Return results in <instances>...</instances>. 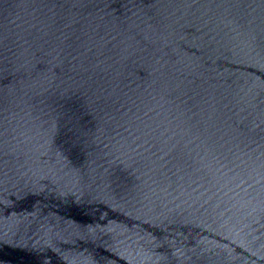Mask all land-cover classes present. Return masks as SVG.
I'll use <instances>...</instances> for the list:
<instances>
[{
	"label": "water",
	"instance_id": "1",
	"mask_svg": "<svg viewBox=\"0 0 264 264\" xmlns=\"http://www.w3.org/2000/svg\"><path fill=\"white\" fill-rule=\"evenodd\" d=\"M0 264H264V0H0Z\"/></svg>",
	"mask_w": 264,
	"mask_h": 264
}]
</instances>
